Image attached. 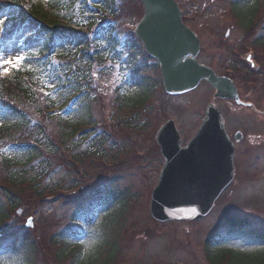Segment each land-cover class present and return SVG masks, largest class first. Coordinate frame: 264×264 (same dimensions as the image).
<instances>
[{"label": "rangeland", "instance_id": "374dc122", "mask_svg": "<svg viewBox=\"0 0 264 264\" xmlns=\"http://www.w3.org/2000/svg\"><path fill=\"white\" fill-rule=\"evenodd\" d=\"M37 1L47 6L55 0ZM114 1L117 7H123L124 16L116 21L117 38L122 46L128 38L126 36L131 35V29L134 30L142 20L143 6L140 0ZM230 1L174 0L182 12L184 25L200 41L198 62L213 68L218 76L230 78L238 88L242 102L250 103L255 110L240 108L225 99H213L215 89L204 81L195 91L180 97H167L163 89L158 87L146 100L145 107H119L115 100L118 95L116 87L126 82L123 91L132 97L136 95L137 82L131 79L127 52L118 51V55L108 53L107 46L102 43V52L107 57L102 65L93 64L87 81L93 89V96H96L93 116L99 127L97 126L93 135L97 137L96 143L101 139L106 140L105 143L100 150L92 149L93 155H86L83 161L81 159L77 162L72 158L75 154L83 156L85 149L89 147L88 143L85 142L78 148L72 142L66 143L61 148L64 157L59 154V158L50 160L48 176L35 179L41 195L36 197L35 193L25 192V199L21 204L23 207L13 210L9 215V226L13 230L26 229L34 239L38 247L35 264L71 262V258L62 262L56 260L55 256L60 247L51 242V235L69 226L67 220L71 212L78 204L84 205L91 190L98 187L100 192H120L128 189L131 197L128 205L121 207L119 212L112 213L110 218L106 214L112 209L111 205L96 210L101 215L96 217V223L103 218L98 233L91 232L75 240V243H81L84 247L80 261H86L87 256L95 252L96 255L105 256L106 248L97 241L100 239L99 235H106L109 244L117 249L115 264H252L254 257L264 258V249L252 251L245 248L248 252L244 256L247 255L251 263L240 260L244 257L243 253L236 250L253 243L249 244V240L236 235L229 236L224 245L216 244L218 239L213 236L212 243L209 244L211 249L204 246L207 235L217 227L220 228L223 219L228 217L246 219L248 226L245 231L251 230L259 236L264 234V48L252 44L258 37L256 21L252 34L240 29L230 12ZM95 13L97 12L93 9L88 12L89 15H96ZM16 16V11L7 9L0 3V40L6 37L10 28L9 22ZM263 20L264 15L261 21ZM84 23L86 24L85 21ZM37 27L34 22L27 20L16 31L13 40L4 45L0 53L2 76L12 77L18 70L28 67L35 72L34 62L27 57L42 47L43 36L37 32ZM74 42L68 43L69 46ZM248 57L253 60L255 70L253 74L249 72L244 75L243 67H249L245 63ZM239 67L242 70H237ZM157 77V74H153L151 78ZM53 82V79L47 83L43 81L41 86L47 90L48 94H45L55 100L60 92L52 88ZM211 104L223 113L225 129L230 138L236 130L243 134V142L235 147L234 179L231 186L203 220L196 223H159L152 220L149 213L150 197L163 164L159 147L155 144L156 132L164 122L172 119L184 144L196 134L205 115L204 110ZM63 111L65 110L58 113L61 116L71 115L63 114ZM136 112L140 114L142 130L122 124ZM0 117H3L1 111ZM80 140L81 138H77L75 142L79 143ZM1 154L11 158L14 151L8 147L0 148ZM2 183L0 179V187ZM85 216L87 215L78 216L77 220L83 221ZM28 220L32 228H26ZM106 220L109 222L103 223ZM5 255L8 253L0 254V260ZM255 262L262 263L260 260Z\"/></svg>", "mask_w": 264, "mask_h": 264}, {"label": "trees", "instance_id": "16d2710c", "mask_svg": "<svg viewBox=\"0 0 264 264\" xmlns=\"http://www.w3.org/2000/svg\"><path fill=\"white\" fill-rule=\"evenodd\" d=\"M0 3L5 8L17 12L15 19L9 22L11 28L6 37L0 40V52L4 46L2 43L12 41L16 31L22 28L27 20L34 22L38 26L37 32L43 36L42 47L35 54H28L30 58L35 57V72L23 68L12 77H1L0 74V111L3 114V117H0V148L8 147L14 151L11 158L0 155V179L3 182L0 187V254L8 253L2 258L3 264H35L38 247L34 239L26 229L13 230L9 226V215L13 210L23 207L21 204L25 199V192L35 193L36 197L41 195L38 193L40 188L35 179L48 176L50 160H56L59 154L64 157L61 148H64L66 143L72 142L75 148L88 143L89 147L85 149L83 156L75 154L71 157L76 162L81 159L83 161L86 155H93L92 149L100 150L105 143L104 139L96 143L97 137L93 135L97 128L93 116L96 96L92 94L93 89L89 87L87 75L90 74L93 63L101 61L104 57L102 43L109 47L112 54L120 51L117 49L121 45L117 38L116 21L119 17L123 18V7H117L114 0H55L47 6L37 0H0ZM229 6L240 29L245 32L252 34L256 21L258 37L252 44L264 48V20L261 21L264 15V0H231ZM90 9L96 11V15L90 16ZM71 41L75 42L69 46ZM127 42L129 43L121 50H129V60L135 62V58L141 57L140 44L135 37L128 38ZM90 52L93 54L90 55ZM142 60L133 69V75L138 82L136 95L129 97L124 91L120 93L117 90L115 100L119 107H145L146 100L154 93L153 90L162 85L158 77L151 78L153 74L158 75V64H151L147 55H144ZM50 79L54 80L52 88L60 92L55 100L48 97L44 92L45 88L41 86V82L47 83ZM59 103L61 105H58ZM63 109V114L71 115L61 116L58 111L62 112ZM133 115L122 124L142 130L140 114L136 112ZM77 138H81L79 143L75 142ZM130 193L129 190L103 193L98 189L93 190L84 201L85 205L79 204L76 207L69 221L75 222L74 217L78 215L83 217L85 214L94 213L99 207L108 208L111 205L112 209L107 214L110 218L112 213L119 212L121 207L128 205ZM85 222L88 228L92 227L91 216H85ZM107 222L109 220L103 223ZM100 227L101 225L93 229V233H98ZM245 227L246 221L240 219L236 221L228 217L223 221V231H227V238L232 235L244 237L249 240L247 243L252 242L255 245L252 251L264 249V234L259 236L251 230L245 231ZM81 231L80 227L67 226L51 235V242L60 247L55 256L57 261L62 262L69 258L71 262L80 260L81 249L72 251L70 246ZM214 236L216 239H226L220 232H216ZM99 238L97 241L106 248L105 256L96 255V252L90 255L89 251L87 255L90 256L80 264L114 263L117 249L109 244L106 235H99ZM211 240L205 242V248L212 243ZM240 251H243L242 256L248 252ZM240 260L251 263L247 255ZM257 260L264 262V258L254 257L252 264H256Z\"/></svg>", "mask_w": 264, "mask_h": 264}, {"label": "water", "instance_id": "95a60500", "mask_svg": "<svg viewBox=\"0 0 264 264\" xmlns=\"http://www.w3.org/2000/svg\"><path fill=\"white\" fill-rule=\"evenodd\" d=\"M144 18L135 34L147 53L159 63L167 95L178 96L206 81L216 89L214 99L238 102L236 88L225 77L199 65L198 38L182 24V15L173 0H141ZM250 59V58H248ZM197 134L181 148L172 121L160 128L156 143L164 167L151 195L150 215L159 222H196L207 216L219 195L233 180V145L216 106L206 108Z\"/></svg>", "mask_w": 264, "mask_h": 264}, {"label": "flooded vegetation", "instance_id": "af4514ba", "mask_svg": "<svg viewBox=\"0 0 264 264\" xmlns=\"http://www.w3.org/2000/svg\"><path fill=\"white\" fill-rule=\"evenodd\" d=\"M247 104V103H245ZM241 108H248V109H252V107H248V106H240ZM254 110V109H253ZM243 141L241 140L240 143L236 144V145H240Z\"/></svg>", "mask_w": 264, "mask_h": 264}]
</instances>
